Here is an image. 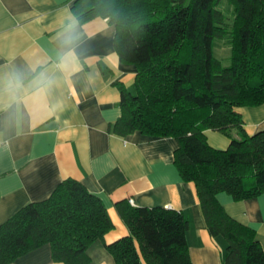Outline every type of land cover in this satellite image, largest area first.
<instances>
[{"label":"trees","instance_id":"trees-1","mask_svg":"<svg viewBox=\"0 0 264 264\" xmlns=\"http://www.w3.org/2000/svg\"><path fill=\"white\" fill-rule=\"evenodd\" d=\"M71 9L80 23L103 18L113 24L120 61L136 66L133 91L117 84L121 113L110 131L173 137L174 164L195 184L208 232L226 242L222 264H264L255 230L216 198L264 192V130L247 134L237 111L264 103V0H75ZM227 37L231 63L223 66L213 41ZM208 129L230 137L228 147H211ZM115 208L129 234L105 243L113 224L102 200L79 181L62 180L48 198L22 206L0 225V264L43 244L53 261L90 264L86 250L95 240L115 264H192L182 212L126 200Z\"/></svg>","mask_w":264,"mask_h":264},{"label":"crops","instance_id":"crops-1","mask_svg":"<svg viewBox=\"0 0 264 264\" xmlns=\"http://www.w3.org/2000/svg\"><path fill=\"white\" fill-rule=\"evenodd\" d=\"M74 1L0 0V225L71 178L106 207L113 227L104 235L105 243L129 234L115 202L162 206L188 219L192 264H222L226 242L210 235L195 184L184 181L174 164L176 140L110 131L121 113L117 84L133 91L136 66L120 61L114 25L103 18L80 23L71 9ZM73 19L80 37L75 64L62 71L57 67L67 50L62 34ZM14 76L21 86L8 107L2 88ZM237 111L247 134L264 130V103ZM204 133L211 147H228L230 137L224 133ZM230 135L239 138L240 132L232 129ZM216 198L229 216L255 230L264 249V192L240 200L220 192ZM86 252L90 264H115L101 240ZM11 264L64 263L53 261L49 244H43Z\"/></svg>","mask_w":264,"mask_h":264},{"label":"clouds","instance_id":"clouds-1","mask_svg":"<svg viewBox=\"0 0 264 264\" xmlns=\"http://www.w3.org/2000/svg\"><path fill=\"white\" fill-rule=\"evenodd\" d=\"M78 22L73 19L69 22L65 29V33L62 34V45L67 48L66 51L62 52L60 56V63L57 65L62 71L67 69L69 66L75 64V43L79 40V34L77 32ZM20 80L18 76L9 78L3 85L2 92L7 96V106L10 107L12 103L16 102L18 92L20 89Z\"/></svg>","mask_w":264,"mask_h":264},{"label":"rangeland","instance_id":"rangeland-1","mask_svg":"<svg viewBox=\"0 0 264 264\" xmlns=\"http://www.w3.org/2000/svg\"><path fill=\"white\" fill-rule=\"evenodd\" d=\"M222 6L225 12H227V14L230 15L232 7L228 5L225 1L222 3ZM213 55L221 61L223 66L230 65L232 50L230 46V40L228 37L224 40L214 39Z\"/></svg>","mask_w":264,"mask_h":264},{"label":"built area","instance_id":"built-area-1","mask_svg":"<svg viewBox=\"0 0 264 264\" xmlns=\"http://www.w3.org/2000/svg\"><path fill=\"white\" fill-rule=\"evenodd\" d=\"M129 201L131 202L132 200L130 199Z\"/></svg>","mask_w":264,"mask_h":264}]
</instances>
